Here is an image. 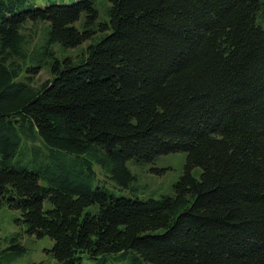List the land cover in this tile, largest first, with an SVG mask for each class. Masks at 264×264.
Returning <instances> with one entry per match:
<instances>
[{
    "label": "trees",
    "instance_id": "obj_1",
    "mask_svg": "<svg viewBox=\"0 0 264 264\" xmlns=\"http://www.w3.org/2000/svg\"><path fill=\"white\" fill-rule=\"evenodd\" d=\"M110 1L77 63L55 47L94 39L96 0H0V210L54 264H264V0ZM173 153V194L140 196L128 163ZM26 254L12 237L0 264Z\"/></svg>",
    "mask_w": 264,
    "mask_h": 264
},
{
    "label": "rangeland",
    "instance_id": "obj_2",
    "mask_svg": "<svg viewBox=\"0 0 264 264\" xmlns=\"http://www.w3.org/2000/svg\"><path fill=\"white\" fill-rule=\"evenodd\" d=\"M66 2L74 1V0H64ZM96 9L99 13V20L97 27L95 28L98 33L94 36V39L91 41H87L83 43L81 46L64 50L57 45L55 47V52L57 57L62 62L65 59H70L71 61H78L84 53H86L87 48L90 44L98 43L102 38L108 34V31L101 30V24H109V9L112 6V2L110 0H96L95 2ZM83 20V19H82ZM38 26H33L29 24L24 31L25 36L28 39V49L29 52H32L34 49L38 47L42 40V31L41 28L44 27V24L39 23ZM52 77V73L50 69H44L38 76V82L43 83L49 80ZM43 152V154L34 155L33 150H29L25 155H28L29 158V168L35 169L37 164H42L44 159V154L49 153V150L46 146L38 145ZM24 155V156H25ZM63 157L68 161L74 160L70 156H66L67 154H63ZM186 153H173L165 156L159 157L155 162L147 164L145 166H136L133 163H128V168L132 172L135 177L134 184L136 188H139V195L149 197V195H154L156 197H161L163 195H172L174 192V185L179 180L180 176L183 174L184 166L186 163ZM27 162V160H25ZM96 172L98 174L99 180L102 179V171L100 167H97ZM195 175L199 177L200 170L197 169L195 171ZM106 182L110 189L118 195L122 196V194L130 195L128 191H118L114 188V185L103 179ZM51 206L49 203L45 204V208L49 209ZM20 217V214L17 211L10 210L9 208H2L0 210V247L4 248L7 246L8 241L15 236L20 237V241L22 245L26 248L27 254L25 256L19 257L16 260L12 261V264H35L39 262H46L48 264H54L55 261L51 255H49V251L52 249L53 242L49 238L39 239L36 237H28L24 233L23 226L17 222V219ZM122 254L117 255H107L104 257H100L97 263L99 264H121L119 259ZM85 258V257H84ZM118 259V260H117ZM83 264H96L94 260H90L89 258H85Z\"/></svg>",
    "mask_w": 264,
    "mask_h": 264
}]
</instances>
